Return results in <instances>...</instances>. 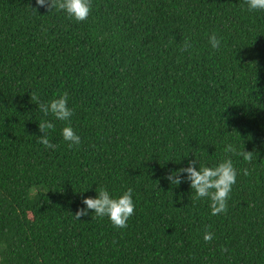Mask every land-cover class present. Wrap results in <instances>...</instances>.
I'll return each instance as SVG.
<instances>
[{"label":"trees","instance_id":"1","mask_svg":"<svg viewBox=\"0 0 264 264\" xmlns=\"http://www.w3.org/2000/svg\"><path fill=\"white\" fill-rule=\"evenodd\" d=\"M91 7L77 22L36 0H0V264H264V10L244 0ZM64 92L70 121L31 100ZM45 120L55 149L37 142ZM69 124L81 137L72 148ZM229 144L254 152L252 163L226 155ZM226 158L237 170L226 214L193 198L186 173L180 185L166 179ZM98 188L133 190L127 228L94 211L75 218Z\"/></svg>","mask_w":264,"mask_h":264},{"label":"clouds","instance_id":"2","mask_svg":"<svg viewBox=\"0 0 264 264\" xmlns=\"http://www.w3.org/2000/svg\"><path fill=\"white\" fill-rule=\"evenodd\" d=\"M248 5L249 10H264V0H244ZM39 7H45L49 12L53 9L65 12L69 18L75 19L77 22H83L88 19L92 11V0H36ZM37 13L38 9L32 8ZM213 49L219 50L220 40L217 39L215 34H212L209 39ZM190 43L185 40L181 47V51H187ZM68 93L64 92L59 98H54L48 103H45L31 93L32 102L38 105V110L43 112L45 116L51 113L55 119L60 121H70L74 115L72 109L68 107ZM49 130H55L54 123L50 121H40L39 131L43 136L37 137V142L44 145L47 149H55L56 145L49 139ZM63 139L68 142L69 148L77 146L81 143V137L75 133L73 128L66 126L62 130ZM225 154L231 153L232 155L242 156L243 159L249 164L252 163L254 152L238 151L235 145L229 144L224 149ZM197 161H190L187 168H181L179 171L170 173L168 179L172 185H180L182 174H187V180L190 182V187L194 190V199L209 198L211 214L213 216L219 214H226L228 211L227 201L230 198V193L233 186L237 181V170L233 165L231 158H226L216 167H199L196 169ZM244 175H249V169H242ZM98 198H86L82 203L86 208L79 209L74 215L77 220L81 217L87 216L89 211H94L96 217L103 218L107 216L114 227L119 229L127 228L128 220L134 215L135 204L133 201V190L129 188L119 198H112L109 192L104 188H98ZM214 234L206 231L203 235L205 242H211ZM226 252V248L221 249Z\"/></svg>","mask_w":264,"mask_h":264}]
</instances>
